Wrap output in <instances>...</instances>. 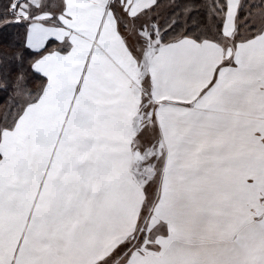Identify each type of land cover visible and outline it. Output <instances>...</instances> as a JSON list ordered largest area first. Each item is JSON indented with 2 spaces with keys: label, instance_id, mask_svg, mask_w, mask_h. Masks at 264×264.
I'll list each match as a JSON object with an SVG mask.
<instances>
[{
  "label": "snow or ice",
  "instance_id": "snow-or-ice-1",
  "mask_svg": "<svg viewBox=\"0 0 264 264\" xmlns=\"http://www.w3.org/2000/svg\"><path fill=\"white\" fill-rule=\"evenodd\" d=\"M161 3L0 5V264H264V0Z\"/></svg>",
  "mask_w": 264,
  "mask_h": 264
},
{
  "label": "trees",
  "instance_id": "trees-1",
  "mask_svg": "<svg viewBox=\"0 0 264 264\" xmlns=\"http://www.w3.org/2000/svg\"><path fill=\"white\" fill-rule=\"evenodd\" d=\"M4 2H6V0H0V5ZM177 4L180 5V7L176 9L178 13L183 11L185 4L194 5V11L191 19H187L188 28L191 29V33L192 31H201V29H204L207 24H211L207 16L205 0H176L173 4H171V6H175ZM183 17L184 16L180 18L181 25L179 28L182 27ZM24 33V25H8L7 27L0 28V50L4 53H15L18 54L19 57H22V59H19L9 55L6 59H0V63H3L5 66L4 73H10L13 80L17 74L24 72L29 80V87L35 91L43 81L38 74L29 70V64L37 56L33 50L26 49L24 47ZM52 45L53 43L49 44L48 49L51 48ZM11 95V88H9L7 92H0V107H3V105L8 103Z\"/></svg>",
  "mask_w": 264,
  "mask_h": 264
},
{
  "label": "rangeland",
  "instance_id": "rangeland-1",
  "mask_svg": "<svg viewBox=\"0 0 264 264\" xmlns=\"http://www.w3.org/2000/svg\"><path fill=\"white\" fill-rule=\"evenodd\" d=\"M176 0H162V3H161V6H160V8H158L156 11L160 14V19L161 20H164L165 18H168L169 17V13H170V5L171 4H173L174 2H175ZM176 12H178V11H176ZM183 24H182V27L181 28H177V29H175V31L173 32V33H170L169 34V37H171V36H173V35H175V34H177V33H180V32H183L185 29H187L188 28V23L186 22L185 23V21L187 20V17H183ZM210 23H211V25H212V27H213V31L215 30V24H216V22L215 21H210ZM202 30V29H201ZM200 31L198 30V32H196V31H192V33L191 32H189L188 34L189 35H194V34H197V33H199Z\"/></svg>",
  "mask_w": 264,
  "mask_h": 264
},
{
  "label": "crops",
  "instance_id": "crops-1",
  "mask_svg": "<svg viewBox=\"0 0 264 264\" xmlns=\"http://www.w3.org/2000/svg\"><path fill=\"white\" fill-rule=\"evenodd\" d=\"M57 47V44L53 43V45L51 46V48H49L48 50H51L52 48ZM37 58V57H36Z\"/></svg>",
  "mask_w": 264,
  "mask_h": 264
}]
</instances>
